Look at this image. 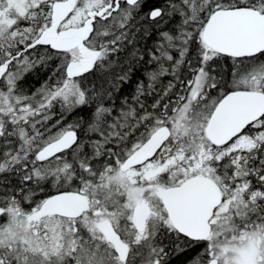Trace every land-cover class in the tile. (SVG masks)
Here are the masks:
<instances>
[{"label": "snow or ice", "instance_id": "obj_1", "mask_svg": "<svg viewBox=\"0 0 264 264\" xmlns=\"http://www.w3.org/2000/svg\"><path fill=\"white\" fill-rule=\"evenodd\" d=\"M197 248L264 264V0H0V264Z\"/></svg>", "mask_w": 264, "mask_h": 264}, {"label": "trees", "instance_id": "obj_2", "mask_svg": "<svg viewBox=\"0 0 264 264\" xmlns=\"http://www.w3.org/2000/svg\"><path fill=\"white\" fill-rule=\"evenodd\" d=\"M134 87H135V83L131 85H124L123 93H121V95L130 94L133 91ZM197 251H199L198 248L193 250L190 254H180L178 256H175L172 264H187V260L191 258V255H195Z\"/></svg>", "mask_w": 264, "mask_h": 264}]
</instances>
